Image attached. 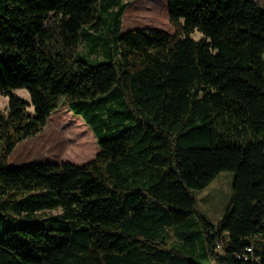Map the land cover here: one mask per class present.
I'll use <instances>...</instances> for the list:
<instances>
[{"label": "trees", "instance_id": "1", "mask_svg": "<svg viewBox=\"0 0 264 264\" xmlns=\"http://www.w3.org/2000/svg\"><path fill=\"white\" fill-rule=\"evenodd\" d=\"M131 1L0 0V264H264V10L167 0L173 35L123 32ZM83 42L107 60L80 57ZM62 104L94 158L7 166ZM221 172L231 199L213 226L192 192Z\"/></svg>", "mask_w": 264, "mask_h": 264}, {"label": "rangeland", "instance_id": "2", "mask_svg": "<svg viewBox=\"0 0 264 264\" xmlns=\"http://www.w3.org/2000/svg\"><path fill=\"white\" fill-rule=\"evenodd\" d=\"M157 0H133L126 8L122 18V31L131 29L153 28L162 30L169 35L174 34V29L169 24L165 4L162 2L163 11L158 12ZM254 4L264 10V0H252ZM192 39L197 40L201 35L194 32ZM78 54L83 59L92 63L106 61L100 53H91L88 47L81 43ZM14 93L29 102L28 93L24 89ZM7 98L0 95V112L6 113ZM29 113L33 112L32 106L27 107ZM98 152V146L91 130L84 121L71 113L66 104H62L49 117L44 129L35 137L20 142L6 159L7 166L18 167L33 163H60L69 162L81 166L93 159ZM264 153V148H263ZM233 174L221 172L204 189L193 191L196 200V210L208 223L215 226L223 217L231 199V186ZM191 228L200 231L197 219L194 217ZM170 243L176 241L174 228L169 230ZM202 260V259H200Z\"/></svg>", "mask_w": 264, "mask_h": 264}, {"label": "built area", "instance_id": "3", "mask_svg": "<svg viewBox=\"0 0 264 264\" xmlns=\"http://www.w3.org/2000/svg\"><path fill=\"white\" fill-rule=\"evenodd\" d=\"M221 250H222V242H221L220 244L217 245V251H218V252H221ZM246 251H247L248 253H250V255H251V253H252V251H251V247L248 248ZM248 259H249L248 256H243V260H244V261H248Z\"/></svg>", "mask_w": 264, "mask_h": 264}]
</instances>
